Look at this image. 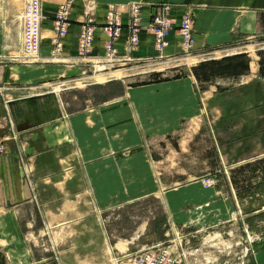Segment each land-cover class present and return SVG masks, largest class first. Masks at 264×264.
I'll list each match as a JSON object with an SVG mask.
<instances>
[{"label":"crops","instance_id":"obj_1","mask_svg":"<svg viewBox=\"0 0 264 264\" xmlns=\"http://www.w3.org/2000/svg\"><path fill=\"white\" fill-rule=\"evenodd\" d=\"M164 2L174 5V28L161 52L147 26L155 6ZM68 3L63 53L53 57L54 19ZM132 3L142 4L143 28L139 45L129 51L127 7ZM111 5L118 7L124 24L116 43L119 62L100 74L109 79L118 75L124 93L77 112L62 108L57 117L30 116L34 120L8 144L11 155L0 156V253L5 264H100L102 253L112 248L102 214L150 196L162 197L173 218H187L190 209L184 208L193 203L230 212L222 191L193 193L203 188L198 180L208 176L195 166L202 154L197 145L209 134L208 126L212 132L220 129L213 132L216 148L229 167L264 158V64L256 51H244L264 41V0H42L41 56L34 64L11 62L9 56L22 45L25 1L0 0V80L53 81L72 74L96 78L91 59L77 61L79 38L89 16L97 26L106 22ZM186 8L195 17V50L189 58L178 32ZM105 41L97 29L91 58L105 56ZM244 52L249 71L242 75L201 82L193 72L198 65H175L176 77L154 70L142 72L147 80L127 82L141 74L138 64L201 63ZM11 106L14 113L16 104ZM225 142L230 147L222 149ZM18 154L23 164L17 162ZM132 188L138 194L132 195ZM86 236L91 238L84 242Z\"/></svg>","mask_w":264,"mask_h":264},{"label":"rangeland","instance_id":"obj_2","mask_svg":"<svg viewBox=\"0 0 264 264\" xmlns=\"http://www.w3.org/2000/svg\"><path fill=\"white\" fill-rule=\"evenodd\" d=\"M248 50H254L252 52L254 54L256 51L260 57L259 62L264 64V41L255 43L254 48H244L245 52ZM245 52L243 54H246ZM20 55V59H15L20 61L18 62L20 64H34L39 61V58L24 57L19 49L9 56L13 59L12 56ZM15 60L11 62H16ZM253 61L255 65V56ZM201 63L191 59L175 64H162L159 61L138 64L136 72L141 74L133 76L127 82L147 80L148 76L142 72L154 70H161L167 78L176 77L180 73L173 71L175 65L186 67ZM72 73L71 71L68 74ZM99 75L101 74H97L93 79L86 78L87 75L72 74L53 81L33 80L23 76L16 81H12L14 77H11L6 83L0 80V156L11 155L8 144L12 141L16 142L19 137L18 129L30 124L29 120L32 118L30 116L40 115L41 119L45 116L57 117L62 113V108L72 113L105 102L101 100L102 96H105L103 92L95 89L94 86L121 81V79L117 78L118 75H115L116 79ZM11 104H16L14 113H11L13 112ZM31 107L34 108L33 112L30 111ZM217 129L213 131L216 134L220 131L219 128ZM211 130L208 126L209 134L197 145L199 154H202L197 156L199 160H196L198 163L195 165L200 175L208 174V176L198 180L203 183V188L193 193L199 195L203 189L216 188L228 199L231 211L221 212L222 207L216 211L218 207L211 203H193L184 208V210L190 209L187 218L181 215L179 218H173L162 197L155 195L104 212L102 214L104 231L112 248L109 246L106 253H102L100 264H125L124 257L128 254L143 249L159 250L163 247L175 251L174 256L178 257L177 264L264 263V185L257 186L264 171L258 170L253 175L249 170L242 174L237 172L247 163L229 167L227 157L219 156L216 148L218 139H215ZM221 145H225L221 146L222 149L226 146L230 147L226 142ZM214 150L217 151V156ZM15 158L17 162L24 163L19 154ZM234 177L237 178L238 184L233 180ZM209 178L215 180V184L210 187L206 185V180ZM250 179L254 183L252 189L249 186ZM135 190L136 188H132V195L138 194L139 190ZM45 235L49 245L50 235L48 233ZM90 238L86 236L84 242ZM57 254L60 258L61 253L57 252ZM4 261L0 253V264H5ZM88 262L90 264L91 260Z\"/></svg>","mask_w":264,"mask_h":264},{"label":"built area","instance_id":"obj_3","mask_svg":"<svg viewBox=\"0 0 264 264\" xmlns=\"http://www.w3.org/2000/svg\"><path fill=\"white\" fill-rule=\"evenodd\" d=\"M25 9L22 17V34L23 40L19 51L26 58H40L42 43V24H43V8L42 0H24ZM70 3L62 6L56 13L54 19L55 35L53 37L54 48L52 56L58 57L63 53L64 38L68 34L70 27ZM174 5L164 2L155 6V12L152 16L150 24L147 26L148 31L154 34L156 47L159 51H163L168 45V37L170 36L174 25L172 20V11ZM142 4L132 3L127 7V28L130 34L127 38V49L134 50L140 42L139 34L142 30L141 24ZM90 15V14H89ZM124 24L121 12L116 5H111L108 11L106 22L101 25H95V20L91 16L83 24L79 38V55L77 61L84 62L91 59L93 64V74L101 73L103 67H113L118 60V49L116 47L117 40L122 35ZM97 29L106 36L104 57L91 58L90 54L93 50L95 41V32ZM178 32L182 37V47L185 57L189 58L195 50V17L190 8H186L178 28ZM20 59V56H13ZM215 184L214 178L206 180L207 186ZM175 251L169 247H163L159 250L143 249L135 253L126 255L125 264H177L178 260L174 256ZM178 254V253H177Z\"/></svg>","mask_w":264,"mask_h":264},{"label":"trees","instance_id":"obj_4","mask_svg":"<svg viewBox=\"0 0 264 264\" xmlns=\"http://www.w3.org/2000/svg\"><path fill=\"white\" fill-rule=\"evenodd\" d=\"M248 71H249V61L247 59L246 54H238L235 56L223 58L221 60L205 61L193 69L195 76L201 82H210L212 79L219 76L242 75L244 73H247ZM94 87L95 89H99L100 91H102L103 94L105 95L102 96V99L101 96H99V99L103 101H107L110 98L121 96L125 91V84L122 81H113L105 85H95ZM247 170L251 171L252 175L258 170L264 171V158L260 160H256L255 162H251V163L249 162L241 166L237 170V172L242 174ZM235 174L238 175L237 173ZM233 180L236 182V184H238L237 182L238 180L236 177H234ZM250 181L251 182H249V186L250 189H252L254 183L252 182L251 179ZM263 185H264V175L257 186L260 187Z\"/></svg>","mask_w":264,"mask_h":264},{"label":"bare ground","instance_id":"obj_5","mask_svg":"<svg viewBox=\"0 0 264 264\" xmlns=\"http://www.w3.org/2000/svg\"><path fill=\"white\" fill-rule=\"evenodd\" d=\"M106 54V53H105ZM104 57V56H103ZM92 62V61H91ZM92 64V63H91ZM98 74V73H97ZM111 257V256H110Z\"/></svg>","mask_w":264,"mask_h":264}]
</instances>
